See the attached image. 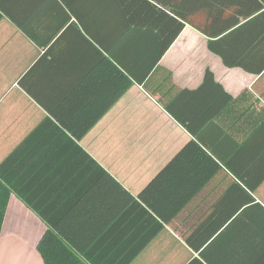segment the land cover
Here are the masks:
<instances>
[{
    "label": "crops",
    "instance_id": "0c3cea01",
    "mask_svg": "<svg viewBox=\"0 0 264 264\" xmlns=\"http://www.w3.org/2000/svg\"><path fill=\"white\" fill-rule=\"evenodd\" d=\"M173 18L183 27L154 75ZM206 70L236 99L197 91ZM167 71L187 90L181 103L201 124L194 133L143 85ZM261 110L264 0H0V169L48 217L12 191L0 264H43V219L116 237L115 247L133 227L138 237L139 220L130 230L113 224L138 205L107 175L138 200L190 140L203 152L185 153L173 169L184 177L156 199L168 222L127 264H264Z\"/></svg>",
    "mask_w": 264,
    "mask_h": 264
},
{
    "label": "trees",
    "instance_id": "16d2710c",
    "mask_svg": "<svg viewBox=\"0 0 264 264\" xmlns=\"http://www.w3.org/2000/svg\"><path fill=\"white\" fill-rule=\"evenodd\" d=\"M174 21V26H172L170 31H167L166 36H164V39L158 48L157 60L153 65L154 69L152 68L154 70V75L158 68V58L170 46L171 42L183 27V22L178 19H175ZM124 79H126V77ZM170 80L171 76L169 71H167V76L163 73L155 87H153L155 83L154 80H152V82L151 80L147 81L146 83H143V85L151 94L157 95V100L161 103L162 107L178 123L194 133L201 124L195 126L192 123L189 113L181 103H184L183 100L186 97L187 90H177ZM131 82L132 80L130 78H128L127 82L125 80L120 92L124 91L126 86H129ZM140 82L142 83L143 81ZM205 85L207 86V89L211 87L218 89L219 93L225 97L227 103L228 101L236 99V97L231 96L222 89L221 85L215 81L212 72L209 70L205 71L203 82L197 91H199L201 87H205ZM211 92L212 90H210V93ZM257 116H264V110L259 111ZM210 118H216V115H210ZM202 124H205L204 121ZM223 126L229 125L223 124ZM256 127V130L264 129V121L256 125ZM190 151L195 153L203 152L202 148L194 140L188 141L142 189L138 194V200L134 199L128 191L124 190L115 178L107 175V178H110L113 181L114 187L129 196V199L133 200L138 205L137 208L133 210V214L128 221L124 220L123 213H121L118 218L114 220L113 224L119 220L123 221L122 227L130 230V227L133 226L135 221L139 220L142 222L143 226V233L141 235L136 237L139 233V228L135 230L133 227L132 232L126 237V241L118 243L115 247L114 242L116 237H106L104 239L103 236L82 233L81 228L75 226L71 221L65 225L63 221L58 219H43L47 224V228L36 244V249L41 256L43 264H107V260L112 262L116 253H123V256L117 264H127L133 260L140 250L144 248L168 222L169 207L166 206V204L158 203L156 199H159L161 196L167 197L170 194L171 189L169 188V181H179L184 177V173H176V170L173 169L177 166L179 161L185 159V153ZM262 158L263 157H258V159ZM12 191L18 192L26 205L31 209L37 210V213L40 216L48 218L47 214H44L42 210L37 209V206L27 201L28 199L26 196L23 193H20V191L11 184L10 180L3 175L0 169V229L6 211L8 197ZM159 194L161 196H159ZM191 194L192 192H190L187 197ZM127 241L132 244L126 249H123V247L128 245L126 243Z\"/></svg>",
    "mask_w": 264,
    "mask_h": 264
}]
</instances>
